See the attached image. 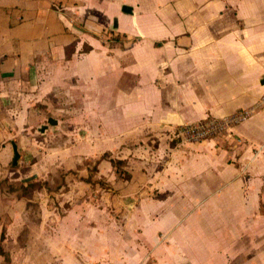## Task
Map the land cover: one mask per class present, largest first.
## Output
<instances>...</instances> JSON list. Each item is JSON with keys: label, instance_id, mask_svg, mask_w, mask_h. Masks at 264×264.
<instances>
[{"label": "crops", "instance_id": "crops-1", "mask_svg": "<svg viewBox=\"0 0 264 264\" xmlns=\"http://www.w3.org/2000/svg\"><path fill=\"white\" fill-rule=\"evenodd\" d=\"M106 33L121 42L111 47ZM72 43L76 50L67 59ZM85 45L92 49L84 51ZM89 86L101 92L105 149L118 150L119 158H137V142L130 145L142 134L245 114L229 135L201 144L160 139L155 154L164 158L165 168L150 178L161 186L159 178L167 174L160 194L167 199L131 208L137 235L121 236L117 264H264V186L256 208L237 201L213 210H228L245 222L179 225L206 211L205 199L216 196L218 186L227 188L221 203L223 197L234 202L238 165L246 164L252 178L264 182V0H0V245L10 257L6 263L0 254V264H36L31 246L36 240V253L42 249L45 256V246H52L48 261L55 263L61 245L77 238L91 246L89 261H106L112 241L102 224H89L73 201L64 214L42 201L35 217L25 190L61 168L60 156H49L63 148L56 146L67 134L63 119L79 111L63 103H89ZM242 143L244 152L238 148ZM65 161L67 170L80 163L74 157ZM81 169L79 177L86 178L87 169ZM131 175L120 189L126 204L148 180L139 166ZM7 179L20 181L25 193L4 188ZM88 186L81 180L69 194L75 199ZM173 198L181 204L171 203ZM200 198L204 202L196 206ZM256 212L263 221L253 218ZM83 226L98 235L89 229V236L78 237Z\"/></svg>", "mask_w": 264, "mask_h": 264}, {"label": "rangeland", "instance_id": "rangeland-1", "mask_svg": "<svg viewBox=\"0 0 264 264\" xmlns=\"http://www.w3.org/2000/svg\"><path fill=\"white\" fill-rule=\"evenodd\" d=\"M106 34L109 36V43L107 44L111 45V47L114 45L116 46L119 44V42H121L119 40L120 37L117 39V36L114 34ZM91 88L92 86H89V103H82L83 105H81V103H73L72 105L63 103L66 105V108H73L79 111L76 112L78 114L76 117H68L63 119L65 120L64 130L67 131V134L63 133L64 136L61 141L56 142V146L60 145L63 148L52 151L49 156L51 160L54 158L57 159V157L60 156L62 161L61 168H59L56 172L49 173V177H47L48 179L46 180L42 179L41 181L30 182L29 185L25 187V190L27 192L29 191L28 195L32 199L30 208L35 217L38 216L42 201L45 204H51V206L56 205L62 214H64L65 210L72 206V201L78 209H84L88 215L89 224H94L95 222L98 225L102 224V227L108 231L106 234H108L109 239L112 241V244L108 249L110 253L108 256H104L106 261L100 259L91 260V262L89 261V251H86L91 249V246H86L81 242L83 240L77 238L76 243L72 241L67 245L62 244L60 251L58 250L60 253V259H57L55 263H49L48 253L52 249V246H45L46 250L44 256L42 249L40 252L36 253V240L31 244L32 252L35 254V258L37 259L36 264H117L114 254L121 252L123 249L121 243L123 238H121V236L126 234V236H130L132 238L137 235V231L133 229L136 226L134 216L131 217L133 220L129 219V214H131L130 211H132L131 208L147 199L148 201H165L167 199V197L160 195L161 193H163V195L165 194L166 184H168L165 179L167 174L165 173L159 178V183H161V186L163 187L157 185V182L155 183V180H151L150 178L165 168L166 161L162 160L164 158L160 157V154H155V148L159 146L160 139H168L171 145H189L201 144L210 139L230 134V129H225L223 131L209 135L204 140H196L192 139L191 136H187V134L184 132V127L187 125L207 123V121L214 120V118H208L190 123H182L173 126L172 128L166 127L164 130L160 131L161 134H157L156 136L142 134L140 139L141 141H132V144L130 145L133 148V143L137 142L136 146L140 148L137 158L134 160L132 154L129 155L130 159H126L127 157L119 158V155L121 154L117 152L118 150L113 153L105 149L104 139L106 137L103 133V104L101 103L100 98L101 92ZM48 120L49 118L46 120L47 126H51V121ZM146 140L147 142H145ZM48 144L49 143H47V145ZM148 145L150 148L147 147ZM238 148L243 152L246 149L244 147V143L239 144ZM257 151L258 150H254V154H256ZM126 153H129V151ZM230 156H233L232 152ZM71 157H74L78 160L80 159L79 166H77L78 168L75 167V170H67L64 166L66 162L65 160ZM236 157L237 156L235 155V157H232L230 160L235 163L237 161L235 160ZM111 159L117 162V167L113 165ZM107 161H109V164H107ZM103 162H106L104 163V166L102 165ZM133 163L134 165H130ZM136 166H139V169L142 168V170L148 174V180L147 183H143L139 186L143 191L135 193L134 195H136V197H132L131 194V203L126 204V199L121 196L120 192L124 189L125 183L131 181V169H135ZM81 168L84 169V171L85 168L87 169L86 175L88 177H79ZM26 169L27 167L24 166L21 170L23 171ZM207 170L208 169H206V171ZM235 171L237 175V181L235 182V185H237L238 188L237 192L235 191L237 198L234 199L233 203H230V199H225L227 197H223V203H221L220 198L222 195H227V188H225L226 186H218L214 192L216 196L206 197L205 199L207 201L206 211L199 210V212L192 219V215H188L183 219V221H180L179 225L183 224L184 222H190L193 224L205 222L208 224V227H212L214 224L219 222H245L246 217L241 218V216L238 214L232 215L228 213V210L226 209V212L223 213L213 211L215 206H222L223 210L225 207L228 209V206L236 205L237 201L238 205L253 204V206L256 208L258 206V202L262 201L261 190H263L262 188L264 186V182L260 180H254L255 178H252L250 168H248L246 164H243V166L238 165V169ZM81 180L89 183L88 190L86 192H83L84 190H79L78 193L76 192L77 196H75V199H72L75 194H69V191L73 189V184H77V182ZM3 186L4 188H6V186H11L10 189H12L14 192L21 189L22 192L25 193L24 189H22V183L20 181L7 179L3 182ZM221 191L222 195H220ZM83 193L84 195L86 194L85 199L82 202H79L78 199L84 196L82 195ZM143 193L146 194L144 196H138ZM170 202H174V204H181L182 200L179 198H173ZM202 202H204V198H200V200L196 202V206H199L202 204ZM124 205H126L127 208H125ZM79 212H81V210H79ZM258 213L259 212L254 213L252 215L253 218L256 219L258 217L259 221H263V219L258 216ZM248 219H251V216H248ZM93 226H96V224ZM93 228L94 227H89L87 230H85L83 226V228L78 231V237L84 236L86 232L89 236V229L91 232H93V235H98L97 231ZM128 228L132 230H127ZM63 229H65V227H63ZM66 234L67 233L62 230V243L65 241ZM22 239H25V236H23L21 240ZM20 264H22V261H20ZM201 264H204V262L201 261Z\"/></svg>", "mask_w": 264, "mask_h": 264}, {"label": "built area", "instance_id": "built-area-1", "mask_svg": "<svg viewBox=\"0 0 264 264\" xmlns=\"http://www.w3.org/2000/svg\"><path fill=\"white\" fill-rule=\"evenodd\" d=\"M244 117V112H240L232 116L214 118V120H209L207 123L187 125L184 127V132L187 136H191L192 139L204 140L213 133L220 132L225 129L231 130L232 125Z\"/></svg>", "mask_w": 264, "mask_h": 264}, {"label": "trees", "instance_id": "trees-1", "mask_svg": "<svg viewBox=\"0 0 264 264\" xmlns=\"http://www.w3.org/2000/svg\"><path fill=\"white\" fill-rule=\"evenodd\" d=\"M120 36H117L116 38L119 39ZM92 49L91 46L85 45L83 50L84 51H90ZM76 50V43H72L66 47V58L71 59L73 54L75 53ZM111 162L115 167H117V162L113 159H111ZM0 254L5 256V262L9 263L10 262V257L7 252L4 251L3 247L0 245Z\"/></svg>", "mask_w": 264, "mask_h": 264}]
</instances>
